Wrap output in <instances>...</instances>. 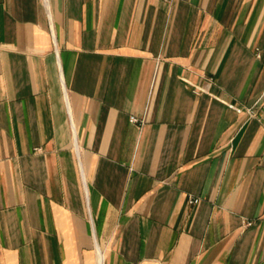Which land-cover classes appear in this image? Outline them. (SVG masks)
<instances>
[{
    "label": "crops",
    "instance_id": "obj_1",
    "mask_svg": "<svg viewBox=\"0 0 264 264\" xmlns=\"http://www.w3.org/2000/svg\"><path fill=\"white\" fill-rule=\"evenodd\" d=\"M0 264H264V0H0Z\"/></svg>",
    "mask_w": 264,
    "mask_h": 264
},
{
    "label": "built area",
    "instance_id": "obj_2",
    "mask_svg": "<svg viewBox=\"0 0 264 264\" xmlns=\"http://www.w3.org/2000/svg\"><path fill=\"white\" fill-rule=\"evenodd\" d=\"M198 90L203 91L202 88H201V89L198 88ZM131 122L134 123V124H139V123L143 124V122H141V121H140L138 118H136V117H132V118H131ZM194 202L197 203L198 200H194Z\"/></svg>",
    "mask_w": 264,
    "mask_h": 264
}]
</instances>
